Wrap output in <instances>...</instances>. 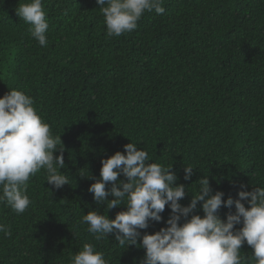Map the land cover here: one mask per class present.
Listing matches in <instances>:
<instances>
[{
	"label": "trees",
	"instance_id": "obj_1",
	"mask_svg": "<svg viewBox=\"0 0 264 264\" xmlns=\"http://www.w3.org/2000/svg\"><path fill=\"white\" fill-rule=\"evenodd\" d=\"M19 2L31 0H0V98L11 89L34 98L61 135L69 184L55 189L42 169L29 181L23 214L0 204L10 230L0 233V264H70L86 243L109 264H141L145 249L121 247L112 234L97 241L81 223L89 211L115 219L126 210L107 211L88 188L101 161L132 141L149 163L173 164L183 206L203 176L225 201L264 186V0H163V14L145 12L137 29L111 38L96 0H42L47 47L16 15ZM185 165L194 168L188 181ZM229 211L218 215L226 220ZM194 214L204 216L202 202ZM162 216L142 235L167 226L168 206ZM241 252L253 249L245 243Z\"/></svg>",
	"mask_w": 264,
	"mask_h": 264
},
{
	"label": "clouds",
	"instance_id": "obj_2",
	"mask_svg": "<svg viewBox=\"0 0 264 264\" xmlns=\"http://www.w3.org/2000/svg\"><path fill=\"white\" fill-rule=\"evenodd\" d=\"M96 2L105 18L107 38L137 29L145 12H165L163 0H107V6L106 0ZM15 11L31 26V37L47 47L49 22L42 0L19 2ZM60 145H63L61 135H53L32 96L11 89L0 98V204L6 203L23 214L31 204L27 195L29 181L42 169L46 181L55 189L69 184L68 175L61 171L66 165L64 145ZM56 151L59 156L54 155ZM149 161L148 152L138 150L137 142L133 141L124 145V152L117 151L101 161L100 178L90 185L88 192L94 194L97 203L106 204L107 211L122 205L126 210L118 212L115 219L98 210L82 217L81 223L88 225L87 231L97 241L112 234L121 247L134 245L145 249L141 264H264V186L240 190L238 199L229 197L225 201V193L213 194L208 176H203L193 183L199 187L190 204L183 206L180 201L186 196V188L184 184H176L178 177L172 171L173 164L165 166ZM184 173V180H191L194 168L185 165ZM121 175L126 182L119 179ZM109 183L110 189L106 188ZM109 196L114 198L108 200ZM200 202L203 217L194 214ZM166 206L170 209L167 226L155 234L142 235L140 230L148 229L150 223L164 221L162 213ZM222 206L230 210L235 207L226 220L218 215ZM0 233L10 235V230L0 223ZM245 243L253 249L249 257L241 255ZM70 264L109 262L104 253L86 243L71 257Z\"/></svg>",
	"mask_w": 264,
	"mask_h": 264
}]
</instances>
